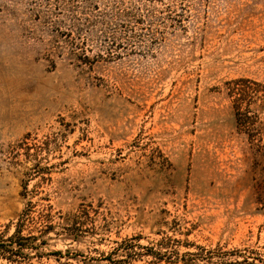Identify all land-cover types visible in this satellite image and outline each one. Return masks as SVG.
I'll use <instances>...</instances> for the list:
<instances>
[{"label":"rangeland","instance_id":"obj_1","mask_svg":"<svg viewBox=\"0 0 264 264\" xmlns=\"http://www.w3.org/2000/svg\"><path fill=\"white\" fill-rule=\"evenodd\" d=\"M0 264H264V0H0Z\"/></svg>","mask_w":264,"mask_h":264},{"label":"trees","instance_id":"obj_2","mask_svg":"<svg viewBox=\"0 0 264 264\" xmlns=\"http://www.w3.org/2000/svg\"><path fill=\"white\" fill-rule=\"evenodd\" d=\"M16 236H11L10 237V242L11 243H0V250H6V249H8V248H10V246H13V245H16V248H20L21 246H20V244L19 245H17L18 244V241H14L13 239L15 238Z\"/></svg>","mask_w":264,"mask_h":264}]
</instances>
